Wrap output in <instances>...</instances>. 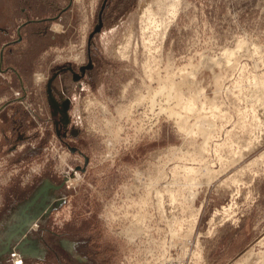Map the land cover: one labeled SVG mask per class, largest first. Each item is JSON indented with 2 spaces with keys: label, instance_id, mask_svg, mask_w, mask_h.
<instances>
[{
  "label": "rangeland",
  "instance_id": "1",
  "mask_svg": "<svg viewBox=\"0 0 264 264\" xmlns=\"http://www.w3.org/2000/svg\"><path fill=\"white\" fill-rule=\"evenodd\" d=\"M160 2L0 0V264H264V0Z\"/></svg>",
  "mask_w": 264,
  "mask_h": 264
},
{
  "label": "bare ground",
  "instance_id": "2",
  "mask_svg": "<svg viewBox=\"0 0 264 264\" xmlns=\"http://www.w3.org/2000/svg\"><path fill=\"white\" fill-rule=\"evenodd\" d=\"M160 5V8H161V11H158V12H155L153 10H150V12L147 14L146 13V17L143 18L142 20V34H143V37H144V41H145V46L147 47L148 51H150V47H151V37L150 35L153 33L154 35L156 34H161L162 37L164 36L165 32H166V29L169 25V19L171 18V16H173L174 14H176L177 10H178V0H161V2L159 3ZM162 12H168V14L166 15L165 13H162ZM161 13V14H160ZM173 14V15H172ZM147 42V43H146ZM226 52V51H225ZM233 51L228 49L226 54L228 55L227 58L230 56L229 54H232ZM225 54V53H224ZM226 56V55H225ZM149 66H150V59H149ZM147 65V64H146ZM152 68V67H151ZM150 68V69H151ZM151 72V71H150ZM150 73H149V78H150ZM88 103V102H87ZM188 108L191 110H194L193 107L191 106H188ZM188 109V110H189ZM182 118V117H180ZM183 119V118H182ZM181 122V120H180ZM182 126H185L186 127V123L185 121L183 120L182 122ZM256 123V122H255ZM257 125V124H256ZM184 128V127H183ZM260 129V128H259ZM262 131V130H261ZM259 138V137H258ZM256 139V138H255ZM241 152H239L240 154ZM194 169L193 166H188L186 169ZM198 185V184H197ZM195 186V185H193ZM193 189V188H191ZM173 195V194H172ZM193 195L194 192H193ZM230 205V204H229ZM225 208V207H224ZM225 210H227L225 208ZM217 212V211H216ZM220 213V212H218ZM215 215V213H214ZM213 216V215H212ZM216 216V215H215ZM214 218L215 217H212V221H214ZM196 220V219H195ZM220 220V219H219ZM213 227V226H212ZM211 232V231H210ZM168 264H171V263H168Z\"/></svg>",
  "mask_w": 264,
  "mask_h": 264
},
{
  "label": "water",
  "instance_id": "3",
  "mask_svg": "<svg viewBox=\"0 0 264 264\" xmlns=\"http://www.w3.org/2000/svg\"><path fill=\"white\" fill-rule=\"evenodd\" d=\"M90 66V63L88 64ZM84 67H82V70L84 71ZM53 78L54 77H51V79L49 80L48 82V90H49V93H50V98L52 100V103H55V99L53 98V95H52V82H53ZM69 107V99H66L63 101V110L65 112V116L68 118V112L67 109ZM65 122H68L65 121ZM62 186V184H54L52 183L48 178L44 179V182L43 184L41 185V187L33 194V196L30 198V201H28L21 209V215L22 217L20 218V222L18 223V227L16 228V230L10 234V236L7 238V241H6V247L4 248L3 252L5 250L8 249L9 247V242L11 241L12 238H15L16 235L20 236V235H23V234H26L27 232V227L31 224V222L33 221L34 217L37 216L38 214H36L35 216H32L31 214H28V209L30 208L31 205L37 203V199L40 197V196H45L47 195V191H49L50 189H55L57 190L58 188H60Z\"/></svg>",
  "mask_w": 264,
  "mask_h": 264
},
{
  "label": "flooded vegetation",
  "instance_id": "4",
  "mask_svg": "<svg viewBox=\"0 0 264 264\" xmlns=\"http://www.w3.org/2000/svg\"><path fill=\"white\" fill-rule=\"evenodd\" d=\"M85 68V67H84ZM86 70V68L84 69V71ZM76 75V74H75ZM52 87H53V90H54V86H53V84H52ZM58 93V92H57ZM52 95H53V98L55 99V102H56V104L55 103H53L54 104V106L55 107H57V105L58 104H60L59 102H58V98H56L55 97V94H54V92H52ZM66 99H69V97H64V98H62V101H64V100H66ZM69 101H70V99H69ZM61 105V107L63 108V103H61L60 104ZM69 121V116H68V118L65 116V114H64V123H65V125H66V123L67 122H65V121ZM13 239V238H12ZM12 239H11V241H12ZM11 241L8 243L9 244V247H8V249L7 250H5V252H7L9 249H10V247H11ZM6 247V246H5Z\"/></svg>",
  "mask_w": 264,
  "mask_h": 264
},
{
  "label": "crops",
  "instance_id": "5",
  "mask_svg": "<svg viewBox=\"0 0 264 264\" xmlns=\"http://www.w3.org/2000/svg\"><path fill=\"white\" fill-rule=\"evenodd\" d=\"M55 87V86H54Z\"/></svg>",
  "mask_w": 264,
  "mask_h": 264
}]
</instances>
